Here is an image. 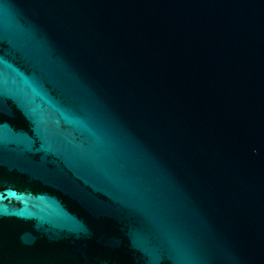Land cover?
Segmentation results:
<instances>
[{
    "label": "water",
    "instance_id": "water-1",
    "mask_svg": "<svg viewBox=\"0 0 264 264\" xmlns=\"http://www.w3.org/2000/svg\"><path fill=\"white\" fill-rule=\"evenodd\" d=\"M0 264H264V0H0Z\"/></svg>",
    "mask_w": 264,
    "mask_h": 264
}]
</instances>
